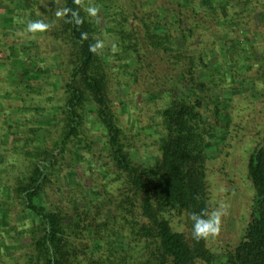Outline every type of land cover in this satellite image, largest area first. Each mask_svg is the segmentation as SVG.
Instances as JSON below:
<instances>
[{"label":"trees","instance_id":"1","mask_svg":"<svg viewBox=\"0 0 264 264\" xmlns=\"http://www.w3.org/2000/svg\"><path fill=\"white\" fill-rule=\"evenodd\" d=\"M30 1L0 0L12 9L11 32L39 19ZM57 1L69 11L55 13L48 36L66 51L68 77L49 124L37 121L14 143L26 161L20 177L11 185L0 174V264H264V135L246 160L252 199L234 246L213 251L193 238L190 219L209 213L206 163L226 143L233 102L264 98V0ZM104 32L119 51H89ZM146 56L170 66L179 88L158 98L154 150L143 153L141 129L124 127L109 83L115 62L136 76ZM82 164L104 168L114 192L76 185Z\"/></svg>","mask_w":264,"mask_h":264},{"label":"rangeland","instance_id":"2","mask_svg":"<svg viewBox=\"0 0 264 264\" xmlns=\"http://www.w3.org/2000/svg\"><path fill=\"white\" fill-rule=\"evenodd\" d=\"M84 1L94 3L93 0ZM121 3L127 2L122 0ZM59 5L56 0H36L33 3L31 10L34 17L50 24L48 29L39 31L40 33L27 32L26 28L18 29L19 27L11 32L14 28L10 11L12 9L8 10L6 3L0 5V159L5 163L0 174L6 175L11 185L15 178L20 177L26 165V161L13 152L14 143L16 142V146L22 144V138L25 137L23 133L37 124V121L48 122L46 110L59 103L62 87L68 77L65 65L69 61L64 57L66 51H61L63 46L48 36ZM20 6L21 4H16V7ZM28 14L29 11H22V21H19L25 22ZM111 36L104 32L98 37L103 42V48L113 49L115 39ZM117 51L118 47L114 52ZM24 59L27 62L30 60L28 67L33 68L30 72L37 75L31 82L23 79ZM140 60L142 67L136 76L117 68L120 62L113 64L116 68L109 83V99L117 111L123 113L120 118L127 130L141 129L138 137L142 140L141 152L147 153L154 150L148 134L153 131V124L157 122L155 105L160 104L158 98L166 99L170 90L172 93L177 92L179 82L174 80L170 66L165 62H160L153 56L142 57ZM138 67L139 64L129 71ZM8 74L9 78L6 79ZM27 83L31 85V89L25 88ZM233 103L226 143L221 148L220 155L206 163L209 213L216 209L223 211L219 234L208 238V246L213 251L217 250L216 252L231 249L247 223L252 191L246 177V160L248 153L264 135V98L258 101L238 99ZM49 129V139L55 138L56 131ZM98 144L99 142L96 143V152L100 149ZM89 168L93 169H88L83 164L76 168V185L95 191L106 188L109 192H114L111 187L115 185L104 177V168ZM61 191L65 192L64 189ZM66 196L61 195V204L69 208V198H65ZM16 211L18 209L13 213Z\"/></svg>","mask_w":264,"mask_h":264},{"label":"clouds","instance_id":"3","mask_svg":"<svg viewBox=\"0 0 264 264\" xmlns=\"http://www.w3.org/2000/svg\"><path fill=\"white\" fill-rule=\"evenodd\" d=\"M69 9H63L56 12L57 17L65 16L68 13ZM97 9L95 7H90L88 12L95 16L97 13ZM76 13H73V16H76ZM77 23H81L79 19L76 21ZM50 27V24L45 23L43 21H28L26 25V31L35 33L37 31H43ZM82 36L86 37V34H82ZM103 42L97 41L95 44L89 45V51L93 53H98L99 49L103 48ZM113 51H115V45H113ZM224 207V206H222ZM223 215V211L221 209L213 210L210 213H192L190 219L192 220V236L196 240L200 239H208L215 237L220 232L221 225V217Z\"/></svg>","mask_w":264,"mask_h":264}]
</instances>
